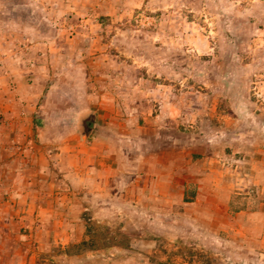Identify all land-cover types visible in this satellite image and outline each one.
I'll list each match as a JSON object with an SVG mask.
<instances>
[{
	"label": "rangeland",
	"instance_id": "1",
	"mask_svg": "<svg viewBox=\"0 0 264 264\" xmlns=\"http://www.w3.org/2000/svg\"><path fill=\"white\" fill-rule=\"evenodd\" d=\"M1 56L38 97L0 264H264V0H0Z\"/></svg>",
	"mask_w": 264,
	"mask_h": 264
},
{
	"label": "crops",
	"instance_id": "2",
	"mask_svg": "<svg viewBox=\"0 0 264 264\" xmlns=\"http://www.w3.org/2000/svg\"><path fill=\"white\" fill-rule=\"evenodd\" d=\"M0 59L5 63L10 60L8 56H1ZM30 71V67L19 65L15 62L10 66L0 65V199L3 191L1 185L4 184V174L1 173L6 163L3 160H7L6 157L9 155L7 153L15 149L18 154L22 151L24 155L31 154V156H34V152L30 153V148L35 146V144L31 143L27 146L24 144L19 145V140L21 138H23V140L27 139L30 143L32 139L31 135H33L32 124L36 116L34 114L38 97L35 90L36 86L32 82L28 83L26 81L31 74ZM80 117L82 118L79 119ZM83 117V114L78 115L77 119L80 120V123ZM184 168H186V164L178 168L176 172V176H179V182L181 184L187 180L184 174L181 176V171L183 173L186 171ZM38 181L43 185L39 187L38 190H35L34 193L26 192L25 189L23 190V188L20 187H16L17 189L13 187V201L17 204L21 202L28 208L31 206L32 210L30 213L38 215V220L43 221L42 218L44 214L49 213L51 215L53 211L51 205L52 192L46 189L48 183L46 182L44 174H38ZM108 182L107 180V183ZM105 191L106 189H103V191L96 196L101 200L99 203H102L105 197L108 196V192ZM54 194L57 195L56 193ZM30 202L33 203L30 205ZM2 204L3 201L0 202V214L3 213ZM22 206L24 208V205Z\"/></svg>",
	"mask_w": 264,
	"mask_h": 264
},
{
	"label": "trees",
	"instance_id": "3",
	"mask_svg": "<svg viewBox=\"0 0 264 264\" xmlns=\"http://www.w3.org/2000/svg\"><path fill=\"white\" fill-rule=\"evenodd\" d=\"M83 121L81 123V128H82V133L87 135L88 131L91 130V125H92V121H93V115L91 112H89L88 114H86L84 117H83ZM185 143L187 144V141H185ZM188 154H190V156L192 157H195L196 154L194 151H190L189 150L187 151ZM182 227V226H181ZM185 228V227H184ZM183 228L182 231L186 232L185 229ZM189 230V229H188ZM182 233V232H181ZM188 235V234H187ZM80 261V259H79ZM82 262H86L87 264H89V261L88 259H81Z\"/></svg>",
	"mask_w": 264,
	"mask_h": 264
}]
</instances>
